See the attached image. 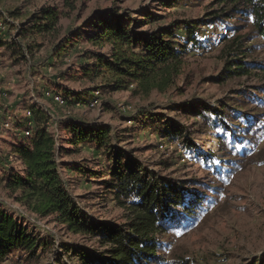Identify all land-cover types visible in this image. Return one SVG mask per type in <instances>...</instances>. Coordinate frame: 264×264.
<instances>
[{
  "label": "trees",
  "instance_id": "16d2710c",
  "mask_svg": "<svg viewBox=\"0 0 264 264\" xmlns=\"http://www.w3.org/2000/svg\"><path fill=\"white\" fill-rule=\"evenodd\" d=\"M79 1L59 0V9L41 10L38 18L41 24L36 28L53 30L61 18L77 9ZM171 1L156 0L166 8L172 5ZM216 3L222 4L223 8L207 13L203 19H175L167 25L147 30L145 27L157 20L151 16L149 8H142L136 18H130L129 13L110 12L107 19L103 16L93 19L90 26L94 29L93 34L84 38L78 29L65 36L55 48V55L61 56L81 43L96 50L107 48V54L83 52V59L92 62L80 66L78 77L90 83L98 81L97 87L112 91L133 89L144 96L152 92L163 94L183 77L188 53L209 49L216 43V38L204 42L198 37L201 27L220 23L222 31L231 34L230 38L223 37L225 50L221 52L225 56H235L225 61L214 82L248 76L252 71L264 74V59L262 63L242 60L256 50L264 55V0H216ZM10 18L3 12L0 14L1 23L6 26L10 25ZM249 18L250 31L241 34V23H246ZM19 35L11 39V45L26 59ZM97 87L88 93L99 92ZM56 91H63L66 99L71 96L74 101H85L82 97L72 96L70 90L59 91L58 85ZM237 94L245 99L239 106L226 102L210 105L197 98L178 107L191 117L207 120L212 129L220 130L218 152L221 156L210 151H196V158L215 182L211 185L210 181L205 190L154 172L134 151L124 150L120 145L125 140L119 138L120 134L112 133L107 125H86L70 119L61 123L67 136L59 140V135L51 130L55 117L45 108L33 104L26 108L31 126L25 124L24 127L29 135H13L7 142L5 158L0 154V187L10 200L29 214L39 219L51 218L68 233L93 239L101 248L98 252L71 247L80 258V264H191L183 255L167 257L169 243L161 237L192 229L211 205L212 198L219 194L216 183H223L239 160L249 157L250 161L258 141L264 136V84ZM41 97L44 98L42 94ZM249 106L253 108L247 110ZM132 120L137 124L149 122L156 127L155 131L159 129L157 124L163 123L164 138H180L182 147L196 149L187 136H182L179 124L171 122L168 126L170 121L162 114L140 110ZM83 144L93 147L105 158L107 166L88 177L107 175L102 185L119 207L128 208L126 223L94 221L71 196L62 171L72 170L75 165L66 164L61 158L76 152ZM255 155L264 163L263 149ZM77 167L85 174L81 170L84 165ZM51 245L47 237L28 229L22 218L7 211L0 212V264H41L51 252ZM247 264H264V253Z\"/></svg>",
  "mask_w": 264,
  "mask_h": 264
},
{
  "label": "rangeland",
  "instance_id": "374dc122",
  "mask_svg": "<svg viewBox=\"0 0 264 264\" xmlns=\"http://www.w3.org/2000/svg\"><path fill=\"white\" fill-rule=\"evenodd\" d=\"M171 3L172 5L166 8L156 0H81L77 9L67 17L61 18L53 30L39 31L36 27L41 24L38 19L40 11L59 9V0H0V14L3 12L12 17L10 25L0 28L2 157L6 156L7 142L12 140V136L24 134L26 130L24 126L28 119L26 108L33 104L45 108L55 117L56 121L52 123L54 128L51 130L59 135V140L67 136L61 123L70 119L86 125H107L112 133L120 134L119 138L125 140L120 145L124 150L134 151L144 165L159 175L178 178L188 182V186L200 190H205L210 181L211 185H214L211 175L203 169L196 158V151H210L217 157L221 156L218 152L220 130L212 129L207 120L191 117L178 107L197 98L210 105L226 102L239 106L245 102V99L237 94L239 91H252V88L264 84V74L258 71H252L248 76L214 82L220 75L225 61L235 56H225L221 52L225 50L223 37L230 38L231 34L226 35L220 23L201 27L198 37L204 42L216 38V43L209 49L188 53L183 77L172 89L163 94L152 92L144 96L133 92V89L112 91L97 87L98 81L90 83L78 77L80 66L92 62L83 59V52L107 54V48L96 50L81 43L61 56L55 55V48L65 36L78 29L82 31L84 38L88 34H93L94 29L90 27L93 19H97L98 16L107 19L110 12L129 13L130 18H136L137 12L142 8H149L151 16L157 20L146 26L144 30H147L167 25L175 19H203L207 13L223 8L216 0H172ZM241 24L243 25L241 34L248 33L250 18ZM18 34L26 59L17 47L11 45V39L16 38ZM179 34L184 36L183 32ZM245 44L249 45V42ZM239 57L241 56L237 58ZM263 59L262 52L256 50L242 60L262 63ZM57 85L59 91L70 90L72 96L82 97L85 101H74L71 96L66 99L63 91L59 93L56 91ZM96 87L100 89L99 104L96 108L89 109L87 102L93 93H88V90ZM45 89L60 95L63 103L53 104L52 101L42 98L41 94ZM121 106H129L130 109L121 111L119 109ZM252 108L253 106H249L247 110ZM140 110L156 115L162 114L170 121L168 126L172 124L171 122H177L182 130V136H187L196 149L187 150L182 147L180 138L175 140L164 138L163 123L157 124L159 128L157 131L149 122L134 123L132 119ZM5 124L8 126L5 127ZM161 142L169 143L171 148L160 149ZM255 148L250 161L249 157L239 160L234 165L232 174L223 183H216L219 185V194L212 198L211 205L192 229L161 237L169 243L165 254L167 257L170 254L183 255L192 262L191 264H247L264 253V163L261 162L262 158L255 155L259 150L264 151V136H261ZM61 159L66 164L75 165L72 170H63L62 177L71 196L83 212L98 222L121 224L127 222L128 208L119 207L110 192L104 190L102 181L107 175L104 174L102 178L88 177L107 166L103 156L94 151L93 147L83 144L76 152ZM81 165H84L81 170H84L85 174L78 171L77 166ZM2 211L22 218L28 229H32L41 237H47L52 243L51 252L41 264H80V258L71 251L73 246L96 252L101 250L93 239L70 234L51 218L39 219L29 214L10 200L0 187V212Z\"/></svg>",
  "mask_w": 264,
  "mask_h": 264
},
{
  "label": "built area",
  "instance_id": "2783aa9c",
  "mask_svg": "<svg viewBox=\"0 0 264 264\" xmlns=\"http://www.w3.org/2000/svg\"><path fill=\"white\" fill-rule=\"evenodd\" d=\"M8 23H11V20H8ZM6 25H7V24H5V23H1V22H0V28H1V29L5 28ZM42 95H43L44 98H46V99H50V100H52L54 103H57V104H62V103H63V100H62V98L60 97V95H58V94H54V93H52V92H49V91L46 90V89L43 90ZM99 100H100V94H99L98 92H94L93 95H92V97H91V98L88 100V102H87V107H88L89 109H94V108H96V107L98 106V104H99ZM119 109H120L121 111H127V110H129L130 108H129V106H121V107H119ZM26 115L28 116V119H27L26 125H27V127H29V126H31L30 113H29V111L26 112ZM0 121H1V120H0ZM4 126L7 127L8 125L5 124ZM24 135H25V136H28V135H29V131H28L27 129L25 130ZM163 147H164L165 149H167V147H168V148H171V145H170L169 143L161 142V144H159V148L161 149V148H163Z\"/></svg>",
  "mask_w": 264,
  "mask_h": 264
}]
</instances>
